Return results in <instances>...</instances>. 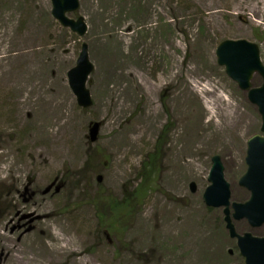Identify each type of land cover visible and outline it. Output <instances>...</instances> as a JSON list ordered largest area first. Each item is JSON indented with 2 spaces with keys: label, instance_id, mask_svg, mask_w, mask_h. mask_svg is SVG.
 <instances>
[{
  "label": "rangeland",
  "instance_id": "1",
  "mask_svg": "<svg viewBox=\"0 0 264 264\" xmlns=\"http://www.w3.org/2000/svg\"><path fill=\"white\" fill-rule=\"evenodd\" d=\"M242 1L79 0L71 16L88 27L79 36L52 16L51 0H0V234H7L0 264H11L12 255H25L23 264H245L223 208L202 198L211 157L219 155L231 201L247 199L238 184L246 143L263 134L257 106L215 54L222 40L243 39L258 45L264 64V19ZM83 43L94 67L88 108L77 104L67 76ZM192 67L251 116V126L234 127L244 130L240 140L231 128L219 133L198 99L185 96ZM261 82L254 73L252 86ZM92 121L100 122L95 142ZM158 149L154 188L132 217L116 223L118 207L105 212L118 231L105 230L97 194L119 199L132 191ZM233 223L237 233L264 235V224ZM51 227L70 241L49 257L62 243Z\"/></svg>",
  "mask_w": 264,
  "mask_h": 264
},
{
  "label": "water",
  "instance_id": "2",
  "mask_svg": "<svg viewBox=\"0 0 264 264\" xmlns=\"http://www.w3.org/2000/svg\"><path fill=\"white\" fill-rule=\"evenodd\" d=\"M51 1V13L63 26L69 27L79 35L86 32L87 27L82 16L75 20L66 15L78 8V0ZM215 52L218 64L225 67L226 74L240 89L247 91L248 99L257 106L261 119L260 131L264 133V65L260 60L258 45L243 39H226L218 44ZM92 70L93 64L89 59L88 47L82 44L76 64L67 72V76L76 102L83 108L92 105L90 91L86 87L87 78ZM255 72L261 76L262 82L259 86L251 84ZM99 128V121L89 123L90 142L97 140ZM211 162L208 173L210 184L202 195L204 203L213 208L223 207L229 236L236 239V246L245 264H264V236H256L250 232L237 233L233 223L234 220L246 219L252 227L264 224V135L255 134L247 140L245 156L247 167L238 180V184L249 192V197L245 201H231L230 184L225 179L221 157L214 155ZM96 178L99 182L102 179L100 175ZM191 190H195L194 183H191Z\"/></svg>",
  "mask_w": 264,
  "mask_h": 264
},
{
  "label": "bare ground",
  "instance_id": "3",
  "mask_svg": "<svg viewBox=\"0 0 264 264\" xmlns=\"http://www.w3.org/2000/svg\"><path fill=\"white\" fill-rule=\"evenodd\" d=\"M246 0L245 4L243 5V1L241 3L240 7L246 8L249 12H252L253 14H257L259 17L264 19V10L260 6V2L256 0V4L248 5ZM211 9V7H209ZM208 55V54H207ZM210 59V63H212L211 56H208ZM189 71L194 74V78L189 76L192 81L184 80L183 86H184V93L185 96H195L198 101L200 102V105L202 109L207 110L208 118L207 121H210L208 123H212L215 121L214 125L219 133H223L225 129L231 128V130L234 132L235 139H239V135L237 136V133H241V131L244 130H237L234 127L237 126L236 124H240V122H243L246 126H251L252 119L247 112L244 111H237L236 107L231 101L230 96L227 94H223L224 90H219L220 87L216 86V84H213L211 81L207 80L209 74H199V72H203L198 67H192L189 69ZM204 72H208L205 71ZM205 79V80H201ZM204 82V83H202ZM216 118V119H215ZM233 118V121L235 125H231L230 122ZM243 120V121H241ZM240 140V139H239ZM236 150H239L236 148ZM48 228V227H47ZM53 229H49L53 237L56 239V241H61V246L52 245L50 247V250H48L49 257H52L55 253H63L67 251L69 247V243L67 241H70V239H66L62 232L57 230L54 227H51ZM7 240V234L2 233L0 234V241H6ZM10 254V253H9ZM34 258L32 259V261ZM30 260L25 257V255H22L21 257L11 256V264H23V262H29ZM31 261V262H32ZM30 262V263H31ZM72 264H93L91 262H84L82 260L78 262H74Z\"/></svg>",
  "mask_w": 264,
  "mask_h": 264
},
{
  "label": "trees",
  "instance_id": "4",
  "mask_svg": "<svg viewBox=\"0 0 264 264\" xmlns=\"http://www.w3.org/2000/svg\"><path fill=\"white\" fill-rule=\"evenodd\" d=\"M167 132L166 127L161 132L164 134ZM159 136V139L161 138ZM95 149L91 157H89L88 161L82 168V172L87 171L89 169V162L94 160V156L96 155ZM159 152L160 150H155L151 153L147 159V161L143 164L142 173L139 175V182L132 191H128L127 189L124 190L123 196L119 199H115L111 196L101 195L98 193L96 196L95 202L98 203V209L102 211V217L100 218V224L105 223L107 221L106 229L110 230L111 233H117L118 226L116 228H111L110 218L105 216V212H111L114 208L118 207V216L116 217V223L121 219H126L129 216H133L137 212V208L141 205L144 198L148 195L149 191L154 188L155 173L157 172L155 169V162L157 163L159 159ZM111 215V214H110Z\"/></svg>",
  "mask_w": 264,
  "mask_h": 264
},
{
  "label": "flooded vegetation",
  "instance_id": "5",
  "mask_svg": "<svg viewBox=\"0 0 264 264\" xmlns=\"http://www.w3.org/2000/svg\"><path fill=\"white\" fill-rule=\"evenodd\" d=\"M246 154V153H245ZM246 156V155H245ZM244 160H245V158H244ZM248 223V222H247ZM263 225V224H262ZM262 225H260V226H262ZM250 226V225H249ZM260 226H256V227H260ZM250 227H252V226H250ZM253 228H255V227H253ZM257 236H261V235H257ZM262 236H264V235H262Z\"/></svg>",
  "mask_w": 264,
  "mask_h": 264
}]
</instances>
